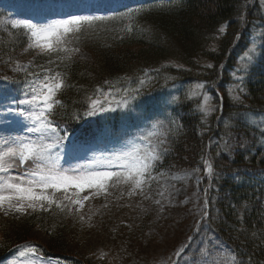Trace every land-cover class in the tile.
<instances>
[{
  "label": "trees",
  "instance_id": "trees-1",
  "mask_svg": "<svg viewBox=\"0 0 264 264\" xmlns=\"http://www.w3.org/2000/svg\"><path fill=\"white\" fill-rule=\"evenodd\" d=\"M16 1L6 0L7 5L0 2V14L15 9L14 4L37 0ZM129 8L143 9L131 32L126 31V20L117 19L78 34L89 40L86 47L91 60H82L76 52L71 53L70 60L62 61L57 55L67 53L35 56L36 50L27 48L29 40L17 29L5 32L6 37L0 39V54L21 62L33 58L36 68L41 64L48 67L44 62L50 59L56 61L52 67L66 73V83L71 87L58 94L64 107L57 108L55 118L70 127H76L72 114L84 111L85 98L97 86L108 90L105 80L112 81L113 88L123 89L129 85L127 77L134 81L145 70L160 69L182 82H202L215 108L209 117L190 99L166 108L156 104L154 98H144L136 104L135 111L126 114L132 123L141 110L148 117L157 114L163 122L161 131L170 129L168 154L155 170L185 169L201 163L205 174L202 191L208 200L207 216L175 264H249V258L250 264H264V129L253 124L264 122V18L259 16L257 0H124L114 12ZM256 19L260 23L251 31ZM253 40L259 42L257 47H251ZM245 54H256L250 67ZM235 84L240 101H233L228 93ZM172 111H181V125L170 123ZM124 115L120 111L109 114L108 121L95 119L101 126L107 123L120 130ZM230 142L233 144L228 149ZM206 155L213 166L211 174L205 171ZM97 206L93 211L89 209L92 206L85 212L81 210L83 221L74 212L59 208L31 213L22 220H0V260L14 253L17 245L28 243L31 230L41 226L48 243L35 244L48 255L65 259L66 264H109L106 259H90L85 252L92 229L113 227L108 224L113 204L104 201ZM125 239L130 240L128 234ZM210 239L213 243H207Z\"/></svg>",
  "mask_w": 264,
  "mask_h": 264
},
{
  "label": "snow or ice",
  "instance_id": "snow-or-ice-1",
  "mask_svg": "<svg viewBox=\"0 0 264 264\" xmlns=\"http://www.w3.org/2000/svg\"><path fill=\"white\" fill-rule=\"evenodd\" d=\"M142 11L129 8L122 13H65L35 21L31 18L13 19L10 25L12 29L25 30L28 49L36 50L38 55L67 53L63 57L57 55L62 61L70 60L71 53L78 51L63 46L69 37L117 19L126 20V31L131 32ZM0 23L6 22L0 20ZM247 59L250 67L254 63L253 57L250 55ZM54 64L56 61L50 59L48 67L41 65L39 72L29 73L26 68L34 67L31 62L26 66L17 62V70L25 72L23 79L0 78V211L7 216L9 212L23 214L28 210L47 212L56 206L61 211L74 212L83 221L81 210L85 201L107 194L110 187L120 184L132 186L129 195L135 194L136 190L143 192V185L158 179L153 176V171L168 154L166 145L170 129L162 132L163 122H151L143 110L137 113V121H147L144 127L129 122L125 114L119 132L107 123L101 126L95 119L108 121L109 114L118 110L135 111L134 105L150 94L142 91L146 83L143 78L139 79L136 88L117 87L114 91L113 82L105 80L108 91L104 86H97L93 94L85 98L84 111L72 114L76 127H70L64 120L55 118L57 108L64 107L57 98L58 94L71 85L66 83V73L56 71L52 67ZM147 75L148 70H145ZM126 80L129 85L134 82L132 77ZM10 88L15 91L5 95L4 90ZM89 124L97 126L91 128ZM120 137L128 139L121 140ZM212 170V164L205 161L206 173L211 174ZM86 190L88 194L81 195ZM156 203L160 204V201ZM207 204L206 199L202 207L205 217ZM207 243L213 241L210 239ZM215 246L219 247L218 241ZM186 248L187 245L182 247L177 257ZM16 252L15 259L19 264H53V261L61 264L59 257L48 255L35 243L17 245Z\"/></svg>",
  "mask_w": 264,
  "mask_h": 264
},
{
  "label": "rangeland",
  "instance_id": "rangeland-1",
  "mask_svg": "<svg viewBox=\"0 0 264 264\" xmlns=\"http://www.w3.org/2000/svg\"><path fill=\"white\" fill-rule=\"evenodd\" d=\"M5 1L0 0V2L4 3L3 5H7ZM56 1L61 0H37L35 2L14 4L15 9L12 13L6 15L0 14V20L6 22L0 23V39L6 37L5 32L9 34L12 30L10 21L13 19L31 18L34 21L40 20V15L47 9L44 16H52L54 18L65 13H111L116 6L124 2V0H64L65 2L62 1L59 4ZM16 2L18 3L19 0ZM257 4H259V16L264 18V0H257ZM259 23L260 19H256L251 27V31H254ZM17 30L25 35L23 28ZM88 41V39L73 35L68 38V43L63 46L69 49H78V51L74 52L79 55V58L91 60V52L86 47ZM258 44L259 42L253 40L251 47H257ZM82 46H85V48ZM36 55H38L37 51ZM255 55L251 56L254 58ZM45 56L50 57L49 55ZM245 56L250 55L245 54ZM17 62L25 66L29 62L34 65L30 71L29 69L31 68H26V72L33 73L40 71V68H36L33 58L21 62L13 61L10 55L0 54V78L23 79L22 77H25V72L17 70ZM44 63L48 64L47 62ZM208 64L210 65L211 62H208ZM162 73L160 69H148L147 76H145V73L142 74L131 85L126 87H138L139 79L143 78L146 83L142 91L150 94L144 95L142 99L154 98L156 104L159 103L166 108L172 106V103L177 102L179 104L184 99H190L201 108L206 117L213 114L215 108H213L214 104H212L211 95L202 82L190 84L182 82L177 77ZM197 85H203V87H198ZM237 87L238 84H235L228 90L233 101H240V98H236ZM114 90L115 88H113ZM4 92L5 95L13 93L9 90ZM162 95H164L163 98ZM116 98L120 99V96ZM128 112V110L123 111V113ZM180 112L172 111L170 121L173 125H181L179 121ZM241 117L244 119V116ZM136 123H140V126L144 127L147 121H136ZM253 124L264 129V122L262 120L255 121ZM120 139L127 140L128 137H120ZM227 142L228 138L225 139V144ZM232 144L233 142H230L228 143L229 147H226L231 149L230 146ZM111 146L109 145V147ZM20 171H23V168ZM204 175L201 163L185 169L173 168L160 171L154 169L153 176L158 177V179H153L143 185V192L136 190L135 194L129 195L132 186L120 184L110 187L107 194H101L94 199H90V201H85V207L82 209L83 212L89 208L88 206H92L89 209L93 211V208L96 209L97 205L104 201L112 203L114 206L112 208L114 212L108 214L111 218L108 224L113 227H109L108 229L107 225H103L92 229L93 231L90 232L85 242V246L88 245V251L85 252L89 254V258L106 259L109 264H174L177 252L186 245L187 240L188 242L190 241L189 237L192 238L191 233L199 222L197 218L202 213V207L205 204V194L202 191ZM173 185L175 186L174 189ZM161 192H163V195H161ZM86 194H88L87 190L81 195ZM57 195L59 196L60 194L58 193ZM146 196L148 198H145ZM157 200L160 201V204L156 203ZM161 206H163L162 211ZM5 208H7V205H5ZM53 208L57 207L53 206ZM38 211L40 210L35 212L28 210V212L23 214L9 212L7 216L4 215L3 211H0V220H22L31 213ZM143 229L144 233L141 232ZM126 234L130 238L129 241L125 239ZM30 236L31 238L28 243L39 245H47L48 243V235L41 226L34 227L31 230ZM17 255L16 251L6 255L5 259L0 260V264H19V261L15 259ZM190 257V254L186 256L187 259ZM60 259L61 264H66L65 259ZM53 264H55L54 261Z\"/></svg>",
  "mask_w": 264,
  "mask_h": 264
}]
</instances>
